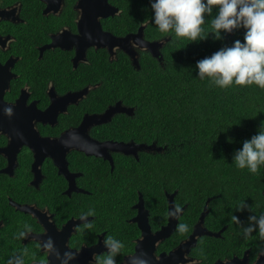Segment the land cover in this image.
I'll use <instances>...</instances> for the list:
<instances>
[{
    "label": "flooded vegetation",
    "instance_id": "flooded-vegetation-1",
    "mask_svg": "<svg viewBox=\"0 0 264 264\" xmlns=\"http://www.w3.org/2000/svg\"><path fill=\"white\" fill-rule=\"evenodd\" d=\"M38 1L42 5L29 14L22 0H0V8L11 12L0 19L6 39L0 61L11 59L14 75L4 98L20 103L25 114L21 123L0 122V264H44L70 251L79 255L77 264H93L94 255L107 254L103 241L109 235L124 243L117 264L264 262L256 258L264 241L256 233L245 240L231 220L241 201L227 199L229 177L218 171L222 185L212 181L205 189L207 172L183 169L182 163L175 171L146 169L150 160L143 153H162L167 145L134 134L142 94H148L137 82L144 65L166 64L164 51L172 40L150 23L142 26L146 18L138 16L152 15L149 0H141L144 11L132 13L123 30L117 18L122 10L111 0L119 11L106 16L82 13L75 9L78 0H61L57 9ZM21 24L38 33L34 47L23 50L18 43L21 35L12 27ZM83 123L87 127L76 131ZM70 131L67 148L51 146ZM56 153L65 157L62 168ZM122 169L124 177L115 178ZM90 209L93 227L84 229L79 216ZM234 214L247 222V210ZM180 223L189 230L179 232ZM25 224L31 234L17 239ZM49 238L52 255L39 247Z\"/></svg>",
    "mask_w": 264,
    "mask_h": 264
},
{
    "label": "trees",
    "instance_id": "trees-1",
    "mask_svg": "<svg viewBox=\"0 0 264 264\" xmlns=\"http://www.w3.org/2000/svg\"><path fill=\"white\" fill-rule=\"evenodd\" d=\"M22 1L31 11L29 14L42 5L38 0ZM111 2L122 10L117 14L120 30L127 25L132 13L144 11L138 7L141 0ZM36 12L41 13L40 9ZM138 17L141 21L151 15ZM204 27L206 34L211 31L210 17ZM150 28L155 26L151 24ZM12 30L21 35L18 43L23 50L34 47L32 41L38 34L34 26L21 24L13 26ZM40 30L43 31V27ZM236 39H243V30L226 35L222 41H214L210 35L207 40L191 42L188 38L172 35L164 51L166 64L143 66L144 73L137 84L148 94H142L145 101L140 103L144 108L137 122L139 129L134 127L133 130L135 136L140 132L167 145L162 153H143L142 158L150 160L146 169L175 171L182 163L183 169L207 172L202 175L205 189H210L212 181H215L214 187L222 185L219 171L230 179L227 199L245 200L259 215L264 213V167L255 174L239 169L232 164V155L242 147L244 140L257 134L264 121V89L255 85L221 89L211 86L206 79L200 80L195 69L196 61L222 46H230ZM227 137L234 143H228ZM124 174L123 169L117 170L115 178H123ZM156 178L160 179V175ZM108 196L113 194L107 193Z\"/></svg>",
    "mask_w": 264,
    "mask_h": 264
},
{
    "label": "clouds",
    "instance_id": "clouds-1",
    "mask_svg": "<svg viewBox=\"0 0 264 264\" xmlns=\"http://www.w3.org/2000/svg\"><path fill=\"white\" fill-rule=\"evenodd\" d=\"M149 5L152 15L150 19L141 21L142 26L150 23L161 34L188 38L191 42L207 40L210 35L214 41H222L226 35L243 30L242 40L236 39L230 46H222L211 55L196 61L197 77L221 89L251 85L264 89V0H149ZM209 17L211 31L206 34L204 26ZM5 112L10 115L12 110L7 108ZM226 139L228 143H234L231 137ZM232 164L253 174L264 167V121L257 134L244 140L242 147L234 151ZM245 210L249 213L247 222L234 214ZM179 211L178 208L173 209L169 214L174 216ZM234 213L231 220L239 227L245 240L251 239L253 233H256L264 241V213L256 215L245 200L239 202ZM94 215L90 209L79 216L84 229L93 227L88 217ZM188 230L187 224L178 225L179 232ZM31 232V225L25 224L15 237L25 239ZM103 243L107 254L102 259L94 255L93 264H117V256L124 248V243L111 235ZM39 247L49 255L55 253L50 238L42 241ZM70 255L65 254L66 257ZM261 256H264V243L256 249V258ZM62 264L65 262L62 261Z\"/></svg>",
    "mask_w": 264,
    "mask_h": 264
},
{
    "label": "water",
    "instance_id": "water-1",
    "mask_svg": "<svg viewBox=\"0 0 264 264\" xmlns=\"http://www.w3.org/2000/svg\"><path fill=\"white\" fill-rule=\"evenodd\" d=\"M44 2L48 3L49 6L57 9L60 4H61V0H43ZM75 9L77 10H82V13H92L95 16L98 15L99 13H102L103 16H106L108 14H115L117 13L119 10L117 8H115L114 6H112L108 0H78L77 4L75 5ZM10 11H8L5 8H0V19H8L10 17ZM89 35V34H88ZM110 38V36L108 37ZM5 38L2 36V34L0 33V45H2L5 42ZM104 43L105 41L102 40ZM13 65V61L10 59L8 60L5 64H3L0 61V122L3 121H12V122H19L21 123L22 121L25 120V114L22 112L21 110V104H11L8 103L4 96L6 93V90L9 89L10 86V80L12 78V76H14L12 74V72L10 71V66ZM7 108H11L12 112L11 114H7L5 112V109ZM22 115L23 118L21 119L19 117V115ZM46 115V113H45ZM5 116V117H3ZM43 113L39 110H37V116L35 117V119H42ZM82 126L87 127L86 124H82L76 131H81L82 130ZM7 127V126H6ZM3 128V127H2ZM72 134L73 132H67L62 134V136L57 139V142H54L53 144H51V146L54 147H59V148H67V142L69 140H72ZM83 135V134H82ZM82 135H78L79 138H82ZM43 143H46L44 141H41ZM145 148L146 150L152 149V146H145L142 145L140 146V149ZM164 148H166V146H164ZM124 152H127V150H125V148H121ZM156 149L161 150L163 149V147H156ZM86 153L87 154H93L95 152L93 151H88L86 149ZM134 153H136L134 151ZM97 154V153H96ZM98 155V154H97ZM55 162H57L58 165L62 166L65 164V157H60L58 155V153L53 155ZM69 254H71L70 256H65L64 255H52L50 256L49 262L48 263H44V264H62V261L65 262V264H77L76 261L79 259V255L76 254L75 252H67ZM174 255V254H173ZM78 258V259H77ZM77 259V260H76ZM261 260H264V256L261 257ZM237 261H239V259H234L232 262H229L227 264H238ZM148 264H152V263H148ZM255 264H264V262H257Z\"/></svg>",
    "mask_w": 264,
    "mask_h": 264
}]
</instances>
